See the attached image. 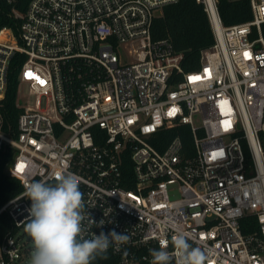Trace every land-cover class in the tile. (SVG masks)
<instances>
[{"label":"built area","instance_id":"2783aa9c","mask_svg":"<svg viewBox=\"0 0 264 264\" xmlns=\"http://www.w3.org/2000/svg\"><path fill=\"white\" fill-rule=\"evenodd\" d=\"M177 1L31 0L13 9L19 36L0 28V104L11 59L26 56L15 136L0 110V149L14 150L6 170L23 186L0 208L15 230L0 236V264L30 260L17 238L32 203L26 185L60 171L79 177L86 216L105 221L86 218V239L130 237L108 249L120 264H152L149 250L176 231L205 264H264V0H249L252 19L231 26L220 0H197L215 42L193 70L168 39L152 38L155 18ZM184 125L190 144L168 137ZM167 251L175 264L171 243Z\"/></svg>","mask_w":264,"mask_h":264},{"label":"clouds","instance_id":"9594fccd","mask_svg":"<svg viewBox=\"0 0 264 264\" xmlns=\"http://www.w3.org/2000/svg\"><path fill=\"white\" fill-rule=\"evenodd\" d=\"M26 195L31 200L28 222L24 231L31 238L33 252L30 264H92L97 257L107 258L110 246L126 244L130 237L114 230L92 238L83 235L85 214L83 194L79 189V177L71 172L55 173V182L34 181L26 185ZM92 226L100 227L89 219ZM189 234L176 231L171 240H162L159 249H150L152 264H172L173 255L168 245L174 248L175 264H205V251L189 243Z\"/></svg>","mask_w":264,"mask_h":264},{"label":"trees","instance_id":"16d2710c","mask_svg":"<svg viewBox=\"0 0 264 264\" xmlns=\"http://www.w3.org/2000/svg\"><path fill=\"white\" fill-rule=\"evenodd\" d=\"M31 0H16L14 3L1 1L0 28L9 27L19 36L21 19L13 14V9L24 13ZM219 12L225 26L240 24L252 19V10L249 0H220ZM264 32V24H263ZM154 41L168 39L177 52L184 53L183 66L186 70H193L200 66L202 50L212 46L215 42L213 28L209 21L203 4L197 0H178L176 3L164 7L154 20L152 26ZM26 56L16 52L10 62V73L7 89L0 104L4 115V132L15 136L17 134V121L22 108L17 106L19 89V69ZM182 134L184 140L190 144L191 136L188 126H178L168 137ZM160 136V134L158 135ZM14 150L6 147L0 149V208L11 198L23 190L20 179L7 172V164L13 159ZM123 174L133 177L131 159L125 157ZM55 180L47 183H54ZM131 187V186H129ZM13 229L7 214L0 215V236L2 237ZM107 258L97 257L92 264H120V256L107 251Z\"/></svg>","mask_w":264,"mask_h":264},{"label":"rangeland","instance_id":"374dc122","mask_svg":"<svg viewBox=\"0 0 264 264\" xmlns=\"http://www.w3.org/2000/svg\"><path fill=\"white\" fill-rule=\"evenodd\" d=\"M24 86H21V91L19 92L20 96L25 99V94H24ZM174 198H178L179 194L176 192L173 194ZM26 225V224H25ZM25 225L19 229V231L17 232V238L21 240V242L24 245V248L26 250V256L28 258H31L32 252H33V243L31 238L27 235V233L24 231V227Z\"/></svg>","mask_w":264,"mask_h":264},{"label":"snow or ice","instance_id":"6c2138e0","mask_svg":"<svg viewBox=\"0 0 264 264\" xmlns=\"http://www.w3.org/2000/svg\"><path fill=\"white\" fill-rule=\"evenodd\" d=\"M246 56L248 55L247 53L245 54ZM193 79H199L198 77L193 78ZM18 171H23V165L18 167Z\"/></svg>","mask_w":264,"mask_h":264},{"label":"water","instance_id":"95a60500","mask_svg":"<svg viewBox=\"0 0 264 264\" xmlns=\"http://www.w3.org/2000/svg\"><path fill=\"white\" fill-rule=\"evenodd\" d=\"M18 264H30V260H26V261L18 263Z\"/></svg>","mask_w":264,"mask_h":264}]
</instances>
